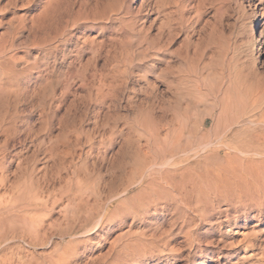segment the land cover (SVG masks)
Here are the masks:
<instances>
[{
    "label": "bare ground",
    "instance_id": "6f19581e",
    "mask_svg": "<svg viewBox=\"0 0 264 264\" xmlns=\"http://www.w3.org/2000/svg\"><path fill=\"white\" fill-rule=\"evenodd\" d=\"M44 1H47V0H44ZM49 1L50 2L47 1L46 6L44 7L45 9L43 8L44 11L42 9L43 13L41 14V18L44 21V23H43V21H42V23L45 25V27H43V28L47 29V33H45V30H43V29H40L43 32H39V33H43V34L45 33L47 35L45 40H47L48 38L51 37L50 35H51L52 31L57 32V30H55V29H56V27H59V24H60L59 23L57 26V25L53 24L54 20H52L54 5L57 2L55 1L56 3L53 5L52 1L51 0H49ZM60 1H63V0H60ZM65 1H63V3ZM142 1H140L139 3H141ZM155 1H157V0H155ZM163 1H162V3H163ZM160 2H161V0H160ZM166 2L168 5L169 4L168 1L165 0V3ZM196 2H198V1H196ZM196 2H194V3H196ZM66 3L69 4V2H66ZM176 3H174V4H176ZM181 3H183V2H181ZM43 4L44 3L42 2L41 8H42ZM61 4L59 3L60 6H61ZM113 4L115 5V3H113ZM163 4H162V6H163V8H165L164 6H167V5L166 4L163 5ZM200 4H201V2H200ZM202 4H203V0H202ZM59 5H57L55 7H59ZM95 5H97V4H95ZM158 5H160V4L158 3ZM180 5H182V4H180ZM183 5H187V4H183ZM188 5H189V3H188ZM190 5L193 6L192 4H190ZM198 5H196V6H198ZM66 6L68 7V5H66ZM120 6L121 5L119 4V7ZM140 6H142V5H140ZM140 6L138 5V7H140ZM174 6H172V7L174 8ZM202 6H204V5H202ZM122 7H124V6H122ZM126 7H124V8H126ZM158 7L156 8L157 10H158ZM61 8H62V6H61ZM70 8H71L70 10L73 9L72 7H70ZM103 8H106V6H104ZM196 8H195V13L197 11ZM37 9H39V8H37ZM95 9H96V7L94 8V10ZM108 9H109V7H108ZM114 9H117V8L115 7ZM180 9H181V7H180ZM127 10H128V8H127ZM138 10H140V9H138ZM138 10L134 11V13L139 12ZM163 10L165 12L166 9H163ZM176 10H179V9L177 8ZM176 10H174V11H176ZM187 10H188V8H187ZM202 10L203 9H201V11ZM62 11H64V10H62ZM66 11H64V12L66 13ZM81 11L82 10L80 8V11H78L79 15H80ZM83 11H85V10L83 9ZM88 11L91 12L92 10L91 11L88 10ZM88 11H87V15H89L88 17L93 16L94 15L93 13H95L93 11L92 12L93 15H90L91 13L88 14L89 13ZM103 11H105V10L103 9ZM103 11H101V12L104 13ZM106 11H108V10H106ZM109 11H112V10L109 9ZM150 11L154 12L153 10H150ZM201 11H198V12H201ZM58 12H59V10H58ZM64 12L62 13V18H63ZM82 12H81V15H85V14H82ZM141 12H143V11H141ZM141 12H139V14L138 13L137 14L140 15ZM145 12H146V9H145ZM187 12H189V11H187ZM39 13H40V11L38 12V14ZM68 13L69 12H67L66 16L68 15ZM70 13H71V11H70ZM106 13L107 12H105V14ZM160 13H161V11H160ZM171 13H173V12H170L169 14H171ZM182 13H183V11H182ZM95 14L97 15V13H95ZM109 14H108V17H109ZM54 15L56 17H58L60 14L57 16L54 13ZM87 15H85V16H87ZM96 15H95V17H96ZM99 15L100 14H98V17H101ZM121 15L123 17V15H125V14H121ZM126 15H128V14H126ZM158 15L163 16V14H161V15L159 14V11H158ZM178 15L179 14H177V16ZM185 15H187V14H185ZM37 16H39V15H37ZM131 16H129V17H131ZM159 16H157V17H159ZM78 17H80V16H78ZM103 17H101L100 19H102ZM132 17H134V16H132ZM132 17H131V19L133 20ZM136 17H134V18H136ZM154 17H153V20H151L153 22H154ZM171 17H172V14H171ZM176 17L174 19L176 21H178L177 19L179 17L178 18H176ZM185 17H188V16H185ZM194 17H195L194 19H196L199 17V15L197 14V17H196V14H195ZM41 18H40V20H41ZM62 18H60V20H59V17H58L57 20L62 21L63 20ZM64 18L67 19L68 16H67V18L66 17H64ZM77 18H75V19H77ZM81 18H78V19H80V21H81ZM109 18H107V20ZM111 18H113V17H111ZM36 19L37 18H35L34 20H36ZM65 19L63 20L64 22L68 21V20L65 21ZM71 19L72 18L70 17V20ZM163 19H165V18H163ZM167 19H168V17H167ZM104 20H106V18ZM171 20H172V18H171ZM199 20H196L195 22L198 21L200 23ZM159 21H160V19H159ZM165 21L163 20L164 23L163 22L162 23L166 24ZM183 21L184 20H182V22ZM73 22H74V20H73ZM112 22H114V21H112ZM112 22H111V20L109 21V23H112ZM141 22L144 23L143 20ZM253 22H255L254 25L248 24L247 29L246 28L245 29L248 30V34L250 35L251 38L257 39L259 37L258 34H259V30H260L259 24L257 23L258 17H255ZM38 23H40V21H38ZM95 23H97V22H95ZM160 23H161V21H160ZM160 23H159V25H160ZM170 23L172 24L173 22L170 21ZM185 23L183 25H185ZM189 23H187V24H189ZM30 24H32V23L30 22L29 25ZM43 24L40 25V27L44 26ZM61 24H62L61 26L65 25L64 23H61ZM66 24H68V23H66ZM132 24H133V22H132ZM169 24L168 25L166 24L167 27H169ZM177 24H178V22H177ZM179 24H181V23H179ZM22 25H25V22ZM112 25H114V24H112ZM119 25H117V26H119ZM38 26H39V24H37V27ZM75 26H77V25H75ZM141 26H143V25H141ZM162 26H164V25H161V28H162ZM30 27H31V25H30ZM34 27H33V29H31L32 32L34 30ZM73 27H71V28L73 29ZM126 27L128 28V26H126ZM130 27H133V25ZM185 27H187V25H185ZM114 28H116V27H114ZM105 29H107V28H105ZM105 29L102 28V30H105ZM117 29H116V31H117ZM119 29H121L120 31H122L123 28H119ZM170 29H171V27H170ZM31 30L28 29V31H30L29 33H31ZM68 30H67V32L70 31V30L69 31ZM142 30H143V28H142ZM25 31L23 30V32H25ZM59 31H60V29H59ZM135 31H136V29H135ZM20 32H21V30H20ZM36 32L38 34V31H36ZM64 32L65 31H63V33ZM136 32H139V31L137 30ZM136 32H134V33H136ZM144 32H145V30H144ZM26 33H28V32H26ZM58 33H54V34L52 33L53 38L49 39V40L54 41V38L56 37L55 34H58ZM63 33H60L61 35L60 34H58V35H60V37H61ZM141 33H143V31H141ZM1 34H2V32H1ZM80 34H82V33H80ZM112 34H113V32H112ZM117 34H119V33L117 32ZM140 34L138 33L139 36H140ZM173 34L175 35V33H173ZM173 34L169 35V32H168L169 37L170 36L174 37ZM184 34H186V33H183V35ZM32 35L30 34V36H31V37H29L30 39L33 37ZM63 35H65V34H63ZM21 36H22V33H21ZM83 36H84V33H83ZM142 36H143V34H142ZM2 37H3V35H2ZM24 37H26V36H24ZM57 37H56V39H57ZM60 37H58V39ZM69 37H70V35H69ZM87 37H86V39H87L86 42L89 40V38H87ZM90 37H94V35L93 36L90 35ZM34 38L37 42V39L35 36H34ZM34 38H32V41L34 40ZM40 38H41V36H40ZM78 38H79V36H78ZM5 39L3 41L5 45L0 47V264H79V260L81 259L82 256L84 257L85 251L83 250L84 252L79 253L80 248H78V246L81 244V246L83 245L81 247V249L85 248V250H86V248L89 245H91V248L89 249V251H92V248L94 246H98L101 248L104 245H106L107 243L109 244L108 240H109V236L111 235V231L113 230L114 224H117V229L121 230L122 228H125V229H123L125 231L124 232L123 231L118 232L119 234L117 236H115L116 239L113 242L112 241L110 242L108 251L106 250L108 252V254L111 252H113L112 254L115 253L116 256L113 259L114 261L112 263L109 262V263H103V264H174L179 259L180 254L185 250V248H186V250H189V253H190L188 255L189 258L187 257L189 259L187 261L188 264H205L207 260H212L215 258H216V260H219V259L221 260V258L233 259L234 262L230 261V264H249L248 260H252V258H258L260 260H262L261 259L262 257L264 258V96L260 95V93H259L260 91H258L257 84L253 82L254 80L253 81L250 80V76H247V74L245 75V73L244 74L241 73V71L240 72L235 71L236 73L234 72V74H232L231 69L235 68V67H232V64H231V69L229 68L231 71L230 70H229L230 72L229 71L227 72L226 70H225V72L223 71L222 73H225V75L223 74L224 76L222 75L221 78H220V76H216L218 73L215 71L217 74L214 75V80H218V81L216 83L214 80H212L211 83L215 82L216 87L214 86L215 88H213V86L210 85L211 83L210 84L207 82L206 83H207V85L209 84L211 86V89L213 91L212 94H210L208 92L210 94V97H212V100H213L212 103H211V100H209L210 101L209 103L214 104L215 106L216 105L219 106V108L217 107L219 109V111H218V109L215 108L218 112V113L216 112L217 114L212 113V111L214 109H212V111L208 112L206 107H205L204 109L206 111H204V110L201 111V112H204V114L197 111L193 115L194 117L192 116L193 118L189 119V117L191 116L190 114L187 115L189 117L184 116L185 114L188 113L187 111L185 114L182 113V112H185V110H187V109L183 110V108L179 107L180 109L183 110V111L181 110L182 112H180V114H181L180 118H182V115H183L184 117H187L189 119L186 122H185V119H181L182 121L183 120L184 121L180 124L179 123L180 118L179 119L176 118V120L179 121L176 124V125L179 124L178 125L179 128L178 127L174 128V130L171 129L172 131H169L166 129L168 131V133H166V134L164 133L163 129H161L164 133V134H162V132H160L161 130L159 131L157 129V128H159V126L157 127V125H156V127H157L156 128L152 124L144 125L142 127L140 124V128L135 127L136 130H134V131L129 130L130 132L124 133V136L122 138V146H124V147L123 148L120 147L119 148L120 151L119 150L118 151L120 153L122 150L123 154L126 155L127 158H129L132 161V165H133L131 167V170H128V172L131 173V176L129 178L127 177L128 179L126 178V180L123 178L126 182L121 180L126 184L123 185L122 188L120 187V189H118L120 191H116L113 194H111L112 193L111 192L107 195L105 193V190H106L105 187H106L107 183H105L103 180H101V183L96 182L93 184L94 179L89 178L90 182L93 180L92 181L93 185L90 187L89 185H91V184L87 183V184H89L88 185L89 188L86 189L87 191L84 190L86 187H84V189L80 188L81 191L84 190L85 192L80 194V195H76V194H71L68 192L70 188L69 189L67 188V191H64V186H63V183H64L63 172L64 171L63 170L65 168H67L66 170H70V168L76 169V167H78L77 165H79L80 163L83 164L88 159L91 160V157L94 156V150H95L96 146H98V148H96L98 150L96 155H95L96 159H98V160L100 159L101 163L102 162L105 163L107 161H108L107 163H111V160L107 159V155H106L107 149L110 148L111 144L113 143V140L115 138H117L118 136L123 135V133L117 131L115 128V130H112V132H110L109 137L107 139H105V133H103L100 130V126L102 124L99 126V128H97V126H96V128L94 127L91 129H87L88 127L84 130L78 129L80 126L78 124L79 127L78 128L76 127L77 126L76 121L78 122L80 117L78 118V120L77 119L75 120V116H71L72 114L69 116V114L71 112L69 114H64V115L62 113H60L62 115H60L58 113V109L61 105L59 106V104L57 102L58 99L55 97L56 98V100H55V98H54L55 95L52 94L51 90H49L52 88L51 85H50L51 86L50 88L48 87L49 88L48 90L50 91V93L52 95L51 96L49 94L51 97L44 95V93H43V95L41 94L42 96L40 98L38 97V99L36 96L34 97V93L36 92L35 91L36 88L33 85H32V87L28 86L30 81H29V83H27L28 85L26 84L28 86L27 89H26V87L25 88L22 87V85L20 84L19 81L16 82L14 77H16L17 75L19 76V74L14 75V73L16 72V71L14 72V69H15L14 64L16 62L15 60L18 57L17 58L15 57L16 59L14 60V55H16V54L11 55V53H9V51H8L9 45H7L5 43V41H6ZM42 39H43V37L41 38V40ZM7 40L9 41L8 38H7ZM25 40H28V38H25ZM25 40L23 42L26 43ZM35 40H34V42H35ZM49 40H47L46 42H48ZM63 40H64V38H63ZM65 40H68V39H65ZM65 40H64V42H65ZM92 40L93 39H90L89 41L92 42ZM94 40H95V38H94ZM38 42H39V40H38ZM59 42H60V40H59ZM81 42H80V44H83V42L82 43ZM90 42H89V46L92 45V43H90ZM96 42H97V40H96ZM99 42H101V41H98V43ZM103 42H104V40H103ZM113 42H115V40ZM258 42L260 43V41H258ZM27 43H28V41H27ZM29 43L33 44V42L32 43L29 42ZM45 43L42 44V46L43 45L45 46ZM49 43L50 42H48V45H49ZM57 43H58V41H57ZM52 44H54V43H52ZM101 44L102 43H100V46H101ZM0 45H2V44L0 43ZM14 45H13V47H12V45L10 46L11 49H14ZM32 46H35V45H32ZM79 46L81 47L82 45H79ZM79 46L77 47L78 49L76 51H79V49H80ZM86 46H88V45L86 44L84 46L85 49H86ZM75 47L76 46H74L72 49H74ZM92 47H93V45H92ZM97 47L98 46H96V48ZM44 48H46V47H44ZM94 48L95 47H93V49ZM39 49L41 50L40 47H39ZM57 49H60V48H57ZM75 49H74V51H75ZM45 50H47V49H45ZM88 50L94 51V50H90V48L87 49V52H88ZM95 50H97V49H95ZM41 51L39 53H41ZM48 51L49 50H47V52ZM50 51H51V49H50ZM80 51H82V53H83L82 49ZM99 51L101 52L100 49H99ZM213 51H215V50H213ZM56 52H54V54ZM200 52H202V51H200ZM201 54L199 57H201ZM210 54H212V53H210ZM48 55H47V57H49ZM92 55H93V53H92ZM94 55H93V57H94ZM41 56H42V54H41ZM54 56H56V55H54ZM60 56L62 57V52H61ZM68 56H69V54L66 57L68 58ZM186 56L187 55H185L184 58ZM205 56H203V57H205ZM58 57H59V55H58ZM89 57H91L90 53H89ZM21 58H20V60L17 59V62L21 61ZM74 58H76V57L74 56ZM87 58H88V56H87ZM127 58L131 59V57H127ZM181 58H183V55L179 59H181ZM214 58H216V57H214ZM186 59L189 62L188 57ZM196 59H198V57ZM53 60H50V61H53ZM76 60H78V59L76 58L75 62H76ZM92 60L96 61V59H94V58H92ZM210 60L212 62V58ZM62 61H64L63 58H62ZM69 61H70V59H69ZM184 61L186 62L185 59H184ZM229 61H230V59L227 62H229ZM23 62H25V61L23 60ZM34 62H35V60H34ZM75 62H73V63H75ZM180 62L181 61H179V63ZM188 62L185 64H188ZM39 63H40V61L38 62V64ZM77 63H79V62H77ZM85 63H88L87 60L85 61ZM169 63H170V61H169ZM182 63H183V60H182ZM191 63H193V62L191 61ZM196 63L198 65V60ZM217 63H219V61ZM221 63H219V64L221 65ZM29 64H30V62H29ZM29 64H27V65H29ZM91 64L92 65H90V64L89 65L93 67L94 64L93 63H91ZM166 64H167V62H166ZM54 65H55V63H54ZM89 65L87 64L86 66H89ZM193 65H195V64L193 63ZM203 65H204V63H203ZM206 65H205V67H203V66L202 67L203 68L208 67ZM214 65H215V63H214ZM214 65L212 64L213 67H214ZM229 65H230V63H229ZM15 66H17V65H15ZM21 66H23V64ZM31 66H33V65H31ZM69 66H70V64H69ZM90 66H89V68H90ZM188 66H189V64H188ZM215 66H217V64ZM235 66H237V65H235ZM239 66H241V65H239ZM25 67H26V65H25ZM48 67H50V66H48ZM67 67L68 66H66V68ZM80 67L82 69L84 66L83 67L80 66ZM196 67H195V69H196ZM202 67L200 69H202ZM210 67H211V65H209V71H210V69H212ZM217 67H221V66H217ZM217 67H215V68H217ZM87 68L88 67H86V70H87ZM94 68L92 70H94ZM226 68H228V67H226ZM20 69H21V67H20ZM45 69H47V68H45ZM73 69H75V67ZM188 69H190V68H188ZM200 69H199V71H200ZM17 70H18V68H17ZM53 70H54V68H53ZM53 70H51V71H53ZM68 70L69 69H67V72H68ZM77 70L73 71L72 74L74 75V72L77 73ZM82 70H85V68ZM185 70H187V69L185 68ZM194 70L192 68L191 72L192 73L196 72ZM207 70L208 69H206V71L203 70V72H206L204 77L207 74ZM217 70H218V68H217ZM251 70H252V68H251ZM62 71L63 70H61L60 72H62ZM184 71H182V72H184ZM212 71H213V69H212ZM245 71H246V69H245ZM18 72L21 73L19 70H18ZM35 72H37V71H35ZM47 72H49V71H47ZM55 72H57V71L55 70ZM60 72L58 71V73H60ZM90 72H92V71H90ZM94 72L96 74V71H94ZM188 72L189 71L186 72L187 75H188ZM218 72H220V71H218ZM254 72H253V74H254ZM22 73H24V72H22ZM30 73H33V72H30ZM58 73H56V75ZM79 73H77L76 75H78ZM82 73L83 72L81 71V74ZM192 73H189V74H192ZM210 73H211V71H210ZM63 74H65V73H63ZM86 74H87V72H86ZM186 74H184V75H186ZM213 74H215V73L213 72ZM53 75L54 74H52L50 76L53 77ZM60 75H61V73H60ZM67 75H69V74H67ZM92 75H94V74H92ZM102 75H104V74H102ZM198 75H199V77L203 78V80H205V81H209V78H212V74H211V77L207 78L208 80L204 79V77L200 76V74H198ZM208 75H209V72H208ZM219 75H221V73H219ZM254 75H253V77H254ZM22 76H24V75H22ZM28 76H31V75H28ZM36 76H38V75H36ZM36 76H35V78H36ZM43 76H44V74H43ZM61 76L64 77L65 75H61ZM84 76H85V74H84ZM87 76H89V74ZM90 76H89V78H87L88 81L90 79ZM69 77H71V75ZM94 77H95V75H94ZM94 77L92 78V76H91V79H92L91 81L94 80ZM96 77H100V76L96 75ZM216 77H218V79H216ZM255 77H256V75H255ZM17 78L18 77H16V79ZM35 78H34V80H36ZM79 78H80V76H79ZM105 78H100V79H103L102 80L103 82H104V80H105V82H107ZM183 78H184L183 82H186L187 76H186V78L185 77H183ZM191 78H193V77H191ZM19 79H20V77H19ZM37 79L39 80V77ZM52 79H54V78H52ZM66 79H67V76H66ZM82 79L84 80V78H82ZM82 79L80 81L83 82ZM189 79H190V77H189ZM20 80H22V79H20ZM47 80H48V78H47ZM55 80H56V82H58L57 79H55ZM58 80H60L61 83L63 81V79H62V81H61V79H58ZM95 80H94V82H95ZM257 80H258V77H257ZM40 82H42V81H40ZM43 82H44V80H43ZM53 82L54 81H52V85L54 87H56V85H54ZM74 82H73V84H74ZM98 82H96V83L91 82V83L93 85V84H98ZM188 82H189V85H188ZM190 82L191 81L187 80V82H186L187 84L185 83L186 85H188L187 86L188 88H189L190 84H192V82L191 83ZM257 82H259V81H257ZM50 83H51V81H50ZM91 83L89 85H91ZM43 84H46V82H44ZM39 85H38V87H39ZM69 85H71V84H69ZM83 85H80V86L83 87ZM89 85H87V87ZM105 85H106V83L103 84V86H105ZM144 85H146V83ZM209 85H208V88H210ZM261 85H263V84H261ZM47 86H49V85L47 84ZM193 86H195V84ZM43 87L45 88V85ZM70 87H72V86H70ZM70 87H69V89H70ZM98 87L99 86L96 85V88H98ZM101 87H102V85H101ZM261 87H260V89H261ZM40 88H39V90H40ZM44 88H42V89H44ZM66 88L67 87H65V89ZM89 88H90V86H89ZM94 88H93V91H95ZM152 88H154V87H152ZM188 88L185 90L188 91ZM69 89H68V91H69ZM81 89L85 90L84 88H81ZM196 89L199 90L200 88H196ZM206 89H204L203 94H206V92H207ZM211 89H210V91H211ZM37 90H38V88H37ZM39 90L37 92H40ZM63 90L64 89H62V92H64ZM88 90H90V89H88ZM103 90H105V89L103 88L102 91ZM205 90H206V92H205ZM49 91H46V93L48 94ZM183 91H182V94H183ZM62 92H61V94H62ZM66 92L67 91H65L64 93H66ZM96 93H98V92H95V95H96ZM189 94H188V96H189ZM67 95L69 96V93H67ZM70 95H71V92H70ZM184 95L187 97L186 92ZM191 95H193V94L191 93ZM99 96H101V95H99ZM184 97H183V99H184ZM191 97H188L187 99H189V98L191 99ZM202 97L204 98V96H202ZM207 97H209V96H207ZM60 98H62V97H60ZM102 98H103V96H102ZM64 99H65V97H64ZM205 99H203V100H205ZM35 100H37L36 105H34ZM88 101L89 100H87V102ZM104 101H103V103H104ZM193 101H192V103H193ZM60 102H61V100H60ZM89 102H88V104H90ZM207 103H205V104H207ZM21 104H28V105H30L31 109H35V107L39 108V110H38L39 112L37 114L35 113L37 115V119H36L37 123L35 121H31V119L29 121V119L25 117V114L23 113V111H21V112L18 111V108L20 106H22ZM91 104H92V100H91ZM190 104H191V102H190ZM193 104H191V105H193ZM195 104L197 105V102ZM70 105H71V103H70ZM70 105L68 107H70ZM198 105H200V104L198 103ZM101 106H100V108H101ZM103 106H104V104H103ZM200 106L202 107V105H200ZM211 107H214V106H211ZM189 108H190V106H189ZM101 109L103 110L104 108H101ZM178 109H177V112L180 111V109H179V111H178ZM197 109L201 110V108H197ZM210 109L211 108H209V110ZM20 110H21V108H20ZM69 110H73V109H69ZM193 110H195V108ZM64 111H65V109H64ZM104 111H106V110H104ZM192 112L194 113V111H192ZM101 113L103 114L104 112L102 111ZM77 115H76V117H78ZM107 116H108V114H107ZM69 119H70V121H69ZM145 119H146V117H145ZM155 119H157V118L155 117ZM207 119H210L211 123H212L211 127H209V129L207 128L208 130L205 129V124H206ZM106 120L109 121L111 119L108 118ZM65 121H66V123H65ZM68 121H69V123H67ZM135 121L137 122L138 120H135ZM80 122L81 121H79L78 123H80ZM93 122L95 123V121H93ZM101 123H102V121H101ZM184 124L186 125V128H185ZM81 125H82V123H81ZM95 125H96V123H95ZM97 125H98V123H97ZM114 126H116V125H114ZM137 126H139V125L137 124ZM180 126H182V127H180ZM113 128H111V129H113ZM78 130H80V132ZM185 130H186V133L188 136L186 135L187 136L186 137L184 135L185 138L183 139L182 134H183V131L185 132ZM80 139H83L82 145L80 143ZM142 140H144V142L149 147V149L147 151H141L139 149V144H141L140 142H143ZM78 146H80V148L82 147L81 150H77V148H79ZM112 152H113V150H112ZM149 153H152L154 155V157L152 156L153 160L150 162H145L144 159H145V157L146 158L148 157ZM115 154H117V153L115 152ZM110 155L108 156L109 158H110ZM124 155H123V158H124ZM123 158L121 156L120 159L123 160ZM113 159H114V157H113ZM120 163H122V161ZM120 163H118V164H120ZM125 163H127V162H125ZM128 164H130V163H128ZM124 165L125 164H123L122 167H124ZM84 166H83V168H84ZM125 166H127V165H125ZM74 169H72V170H74ZM100 169H98V170L100 171ZM113 169H112V171H113ZM128 169H130V168H128ZM77 171H79V168L77 169ZM101 171H103V170L101 169ZM103 173H104V171H103ZM108 174L110 177V174H111L110 171L108 172ZM64 175H65V172H64ZM89 175L87 174V176H89ZM91 175H93V173H91ZM76 176H77V179L82 180V179L78 178V175H76ZM128 176H129V174H128ZM82 177H83V175H82ZM69 178H70V176H69ZM84 178H86V176ZM96 178H97V180H100V178L99 179H98V177H96ZM101 178H103V177H101ZM106 178H107V175H106ZM66 179H67V177H66ZM74 179H73V182L76 181ZM83 180H82V182H85V180L84 181ZM111 181L112 180H110V179L108 180V185L111 183ZM118 181H119V179H118ZM118 181L115 180L113 182H118ZM86 182H87V180H86ZM69 183L70 182H68V185H69ZM85 183H84V185L87 186V184H85ZM80 184H81V182H80ZM114 184L116 185L117 183H114ZM84 185H82V186H84ZM119 185L121 186V182ZM109 188H111L110 185H109ZM133 188H136V190L134 192L132 191ZM65 189H66V187H65ZM75 190H77V189H75ZM77 191L80 192L79 189ZM112 191H113V189H112ZM107 193H108V191H107ZM165 213L170 214L169 220L166 221V222H168L167 224H165V221H164V219L166 218ZM162 214H164V215H162ZM129 219H130V223L128 222ZM162 219H163V221L160 222V220H162ZM165 220H167V219H165ZM131 225L132 226L136 225L135 232L134 231L132 233L130 232V230H132V229H130ZM126 232H130V233H127L128 235H130V237H129L130 239L127 242L124 241L125 243L122 244L121 247L117 251H115L113 244L119 238H121L122 234H126ZM75 235H77V237H78V235L80 237H82L83 242L80 244L79 243L77 244V241L75 240V238H76ZM233 235L238 236V240L236 241L237 243L235 245L230 240V236H233ZM258 236H260V237H258ZM127 237L128 236H126V238ZM66 238H68L69 240L66 243H64L65 242L64 240ZM79 239H78V241H79ZM178 239H181L182 241L179 242ZM257 240L260 241V243L263 242V246H260L262 244L258 245ZM204 242H206V243L203 244ZM181 244H184V246ZM206 244H208V246L210 245V247L213 249L212 250L203 249V245H206ZM220 244H223L224 246H226L228 248L234 246V248L232 250H230L229 254L222 256V253L218 250V248H216V245H220ZM99 253L100 252H98V254ZM79 254H81V255H79ZM106 256H108V255H106ZM101 257H102V255H101ZM161 257L163 258V260H161ZM105 259H107V258H105ZM99 260H100V258H99ZM103 261H104V259H103ZM255 261L258 262L257 260H255ZM91 262H93V260H91Z\"/></svg>",
    "mask_w": 264,
    "mask_h": 264
},
{
    "label": "rangeland",
    "instance_id": "374dc122",
    "mask_svg": "<svg viewBox=\"0 0 264 264\" xmlns=\"http://www.w3.org/2000/svg\"><path fill=\"white\" fill-rule=\"evenodd\" d=\"M48 2H50L49 0H47ZM47 1H44V0H0V43L3 46L5 45L4 44V39L6 40L5 43L8 46V51L9 53H11V55H14V60L17 58L18 60H20L21 58V61H18L17 62V59L15 60V64H14V75L16 74H19V76L17 75L16 77H18L15 80L16 82H20V84L22 85V87H26V89L29 87H32L35 86L36 88V94L34 93V97L36 96L37 99L38 97L40 98L43 93L44 95H47L49 97H51V93L49 90L52 91V94H54V98L56 97L58 99V104H59V109H58V113H62L63 115L64 114H69V116H75V120L80 117L79 121H81L80 123H78L76 121V127L79 128L80 130H84L86 129H91V128H99L100 126V130L105 133V139H107L110 135V132H112V130H116L119 131V132H122L123 135L121 136H118L117 138H115L113 140V143L111 144L110 148L107 149V152H106V155H107V159H110L111 160V163H107V162H102L100 161V159H96L95 155L97 153V149L98 146H96L95 150H94V156L91 157V160L88 159L85 163H80L79 165H77L78 167H76V169L72 170L70 168V170H66L67 168H65L63 171L65 172V175H64V172H63V186H64V191H67V188L69 189V193L71 194H76V195H80L82 193H84L87 188H89V186L91 187L94 183L96 182H100L101 183V180H103L105 183H107L106 187H105V193L108 195L109 193L113 194L115 193L116 191H120L118 189H120V187L122 188L123 185H125L126 182V178L130 177L131 176V173L128 172V170H131V167L133 166L132 165V161L127 158L126 155L123 154V151L121 150V152L119 153V148H123L124 146H122V138L124 136V133H127V132H130V131H134L136 130V128H140V124H141V127L144 126V125H154L156 127L159 126V128H157L159 131L161 129H163L164 133H168L167 130L169 131H172L174 130V128H179V124L176 125L179 121V123L181 124L183 121L181 119H185V122L191 118H193L194 114L198 111V112H201L202 110L206 111L204 108L206 107L207 111L210 112L212 111V109H214L212 111V113H215L217 114V110L219 108L218 105H214V104H210L209 100H211V103H212V97H210V94L213 93L212 89H211V86H213V88L216 87L215 85V82L217 83L218 80H214V75H217L216 76H220V78L222 77V75L225 73H222L223 71L225 72V70L228 72L230 69H231V64H232V67H235L233 69H231L230 71L232 72V74H234L235 71L237 72H240L241 73H245V75L247 74V76H250V80L253 81L254 83L257 84V88H258V91H260V95L264 96V0H203V4H202V0H166L168 1V5H167V2L165 3V0H63L65 1L64 3L66 5H68V7L63 3V1H58V0H51L53 5L56 3L57 5H59V3L61 4V6L59 5V7H55L57 6L56 4L54 5V9H53V17H52V20H54L53 24L57 25L59 24V27L62 25L61 23H64L63 25L64 26H61L60 28L59 27H56L55 30L56 31H52L51 32V37L48 38L47 40L49 39H52L53 38V35L52 33H63V31H65L62 36L60 37V35L58 34H55V36L57 37H60L58 39H56V37L54 38V41L53 40H49L48 42L49 45H48V42H46L47 40L46 37L47 35L45 33H47V29L43 28L45 27V25L43 24L44 21L42 20L41 18V14L43 13L44 11V7L46 6L47 4ZM54 1V2H53ZM56 1V2H55ZM123 1V2H122ZM140 1H142L141 3H139ZM147 1V2H146ZM163 1V3H162ZM171 3H170V2ZM174 1V2H173ZM178 3H176V2ZM192 1V2H191ZM198 1V2H196ZM11 2V3H10ZM38 2V3H37ZM42 2L44 3L42 5V8H41V4ZM66 2H69L66 3ZM119 2V3H118ZM122 2V3H121ZM126 2V3H125ZM136 2V3H135ZM146 2V3H145ZM156 2V3H155ZM180 2V3H179ZM183 2V3H181ZM196 2V3H194ZM201 2V4H200ZM40 3V4H39ZM115 3V5L113 4ZM125 3V4H124ZM145 3V4H144ZM149 3V4H148ZM158 3L160 5H158ZM163 5H167V6H164L165 8H163L162 4ZM176 3V4H174ZM189 3V5H188ZM194 3V4H193ZM64 4V5H63ZM71 4V5H70ZM97 4V5H95ZM118 4V5H117ZM119 4L121 5L119 7ZM127 4V5H126ZM172 4V5H171ZM182 4V5H180ZM183 4H187V5H183ZM190 4H192L193 6H191ZM199 4V5H198ZM5 5V6H4ZM70 5V6H69ZM99 5V6H98ZM138 5H142L140 7H138ZM156 5V6H155ZM170 5V6H169ZM175 5V6H174ZM195 5V6H194ZM198 5V6H196ZM204 5V6H202ZM66 6V7H65ZM104 6H106V8H103ZM110 10L112 11H109L108 7ZM126 8H124V7ZM129 6V7H128ZM132 6V7H131ZM138 8H137V7ZM145 6V7H144ZM159 6V7H158ZM174 6V8L172 7ZM177 6V7H176ZM187 6V7H186ZM192 8H190V7ZM201 6V7H200ZM72 7L73 9L70 10ZM76 7V8H75ZM96 7V9L94 10V8ZM117 8V9H114V8ZM152 7V8H151ZM158 7V10L156 9ZM162 7V8H161ZM171 7V8H170ZM181 7V9H180ZM196 8V13H195V8ZM39 8V9H37ZM44 8V9H43ZM67 8V9H66ZM80 8L81 10L83 11V9L85 11H81L82 14H85L87 15V11L88 10H92L91 12H89L88 14L90 15H93V16H90L88 17L89 15L85 16V15H81V12H80V15H79V12L80 11ZM128 8V10H127ZM133 8V9H132ZM160 8V9H159ZM179 9V10H176V9ZM184 8V9H183ZM186 8V9H185ZM188 8V10H187ZM199 8V9H198ZM43 9V11H42ZM69 9V10H68ZM103 9L105 11H103ZM138 10L139 12L143 11L139 14V12H135L134 11H137ZM145 9H146V12H145ZM149 9V10H148ZM155 9V10H154ZM163 9H166L165 12L164 10L162 11ZM168 9V10H167ZM176 11H174V10ZM183 9V10H182ZM201 9H203L201 11ZM11 10V11H10ZM55 10V11H54ZM59 10V12H58ZM66 11V13L64 11ZM108 10V11H106ZM131 10V11H130ZM150 10H153L154 12L150 11ZM186 12H185V11ZM40 11V13L38 14V12ZM71 11V13H70ZM95 12L97 13V15L95 13L92 14V12ZM101 11H103L104 13H102ZM115 11V12H114ZM158 11H159V14H163V16H159L158 15ZM161 11V13H160ZM169 11V12H168ZM181 11V12H180ZM183 11V13H182ZM189 11V12H187ZM191 11V12H190ZM198 11H201V12H198ZM58 14H57V13ZM64 12L63 14V18H62V13ZM68 13V18L66 16V14ZM85 12V13H84ZM105 12H107L109 14V17H108V14ZM112 12V13H111ZM145 12V13H144ZM164 12V13H163ZM170 12H173L171 13L172 14V17H171V14H169ZM179 12V13H178ZM185 12V13H184ZM54 13L58 16L59 14V20L60 18H62L63 20L65 19L64 17H66L68 21L64 22L62 19V21H59L57 20L58 17H56L54 15ZM78 15H77V14ZM117 13V14H116ZM133 15H132V14ZM138 13V14H137ZM157 13V14H156ZM168 13V14H167ZM194 13V14H193ZM200 13V14H199ZM98 14H100L99 16L103 17L102 19H100L101 17H98ZM120 14V15H119ZM121 14H125L122 15ZM128 14V15H126ZM136 18H134V17ZM142 14V15H141ZM145 14V15H144ZM147 14V15H146ZM155 14V15H154ZM167 16H166V15ZM177 14H179L177 16ZM187 14V15H185ZM195 14H196V17H197V14L199 15L198 18L194 19L195 17ZM36 15V16H35ZM39 15V16H37ZM75 15V16H74ZM96 15V17H95ZM116 15V16H115ZM136 15V16H135ZM169 15V16H168ZM182 15V16H181ZM56 18H55V17ZM74 16V17H73ZM80 16V17H78ZM131 16L133 18V20L131 19ZM148 16V17H147ZM155 16V17H154ZM159 16V17H157ZM178 18L176 21L174 18L175 17ZM181 16V17H180ZM184 16V17H183ZM185 16H188V17H185ZM33 19H32V18ZM70 17L72 18L70 20ZM81 18V21L80 19L78 18ZM87 17V18H86ZM113 17V18H111ZM116 17V18H115ZM127 17V18H126ZM141 17V18H140ZM145 19H144V18ZM153 17H154V22L151 21L153 20ZM157 17V18H156ZM168 17V19H167ZM191 17V18H190ZM193 17V18H192ZM255 17H258V24H259V37L256 39V38H251L250 35L248 34V30L247 29V25L251 24V25H254L255 22H253V20L255 19ZM35 18H37L36 20H34ZM41 18V20H40ZM77 18V19H75ZM84 18V19H83ZM91 18V19H90ZM106 18H109L107 21L104 20ZM118 18V19H117ZM120 18V19H119ZM130 18V19H129ZM161 21H159V19ZM165 18V19H163ZM172 18V20H171ZM201 18V19H200ZM89 19V20H88ZM116 19V20H115ZM136 19V20H135ZM140 19V20H139ZM167 19V20H166ZM181 19V20H180ZM200 19V20H199ZM33 20V21H32ZM57 20V21H56ZM74 20V22H73ZM111 20L114 21L112 23H109V21ZM127 22H125V21ZM130 20V21H129ZM144 21L141 22V21ZM157 20V21H156ZM163 20L166 22V24L168 25L171 22H173L171 25L169 24V27H167L166 24H163ZM174 20V21H173ZM181 22H180V21ZM182 20H184L182 22ZM189 20V21H188ZM196 20H199L200 23L197 21L195 22ZM35 21V22H34ZM38 21H40V23H38ZM43 21V23H42ZM72 21V22H71ZM76 21V22H75ZM87 23H86V22ZM137 21V22H136ZM25 22V25H22L23 23ZM32 23L29 25V23ZM70 22V23H69ZM97 22V23H95ZM105 22V23H104ZM133 22V24H132ZM160 25H159V23ZM163 22V23H162ZM175 22V23H174ZM178 22V24H177ZM186 22V23H185ZM190 22V23H189ZM250 22V23H249ZM39 24V26L37 27V24ZM68 23V24H66ZM74 23V24H73ZM77 23V24H76ZM107 23V24H106ZM181 23V24H179ZM185 23V25H187V27H185V25H183ZM189 23V24H187ZM198 23V24H197ZM245 23V24H244ZM44 25V26H41L40 25ZM114 24V25H112ZM120 24V25H119ZM124 24V25H123ZM129 24V25H128ZM138 24V25H137ZM217 24V25H216ZM68 27H67V26ZM77 25V26H75ZM101 25V26H100ZM106 25V26H105ZM119 25V26H117ZM133 27H130L132 26ZM140 25V26H139ZM143 25V26H141ZM161 25H164L162 26L161 28ZM182 25V26H181ZM191 25V26H190ZM246 25V26H245ZM28 26V27H27ZM35 26V27H34ZM73 27V29L71 27ZM86 26V27H85ZM103 26V27H102ZM122 26V27H121ZM125 26V27H124ZM128 26V28L126 27ZM137 26V27H136ZM174 28H173V27ZM184 26V27H183ZM22 27V28H21ZM30 27V28H29ZM34 27V30L32 32L31 29H33ZM63 27V28H62ZM105 29V30H102V28ZM116 27V28H114ZM131 29H130V28ZM139 27V28H138ZM148 27V28H147ZM150 27V28H149ZM171 27V29H170ZM26 28V29H25ZM31 30V33H29L30 31H28V29ZM85 28V29H84ZM118 28V29H117ZM119 28H123L122 31H120L121 29ZM143 28V30H142ZM246 28V29H245ZM40 29H43L45 30V35L43 33H39V32H43L41 31ZM60 29V31H59ZM69 32H67V30ZM76 29V30H75ZM115 29V30H114ZM117 29V31H116ZM126 29V30H125ZM128 29V30H127ZM138 30L139 32H136L135 31ZM143 31V33H141V31ZM147 29V30H146ZM175 29V30H174ZM192 29V30H191ZM21 30V32H20ZM23 30L25 32H23ZM40 30V31H39ZM62 30V31H61ZM80 30V31H79ZM119 30V31H118ZM145 30V32H144ZM169 30V31H168ZM38 31V34L37 32ZM131 33H130V32ZM167 31V32H166ZM174 31V32H173ZM187 31V32H186ZM247 31V32H246ZM2 32V34H1ZM28 32V33H26ZM67 32V33H66ZM113 32V34H112ZM117 32L119 34H117ZM136 32V33H134ZM168 32H169V35H172L173 33H175L174 37L172 38L171 36L169 37L168 35ZM21 33H22V36H21ZM36 33V34H35ZM82 33V34H80ZM83 33H84V36H83ZM133 33V34H132ZM138 33L140 34V36L138 35ZM167 33V34H166ZM183 33H186L183 35ZM29 34V35H28ZM30 34L33 36L32 38H34V36L36 37L37 39V42L35 40L32 41V38L30 39L29 37ZM41 34V35H40ZM43 34V35H42ZM67 34V35H66ZM73 34V35H72ZM112 34V35H111ZM115 34V35H114ZM132 34V35H131ZM135 34V35H134ZM137 34V35H136ZM143 34V36H142ZM249 36H248V35ZM3 35V37H2ZM7 35V36H6ZM37 35V36H36ZM39 35V36H38ZM70 35V37H69ZM94 35V37H90ZM134 35V36H133ZM6 36V37H5ZM26 36V37H24ZM43 37V39L41 40V38ZM65 36V37H64ZM68 36V37H67ZM77 36V37H76ZM82 39L80 40L79 38ZM88 36V37H87ZM102 36V37H101ZM114 36V37H113ZM116 36V37H115ZM118 36V37H117ZM186 36V37H185ZM23 37V38H22ZM73 37V38H72ZM86 37L90 39H93L92 42H90L89 40L86 42ZM168 39H167V38ZM249 37V38H248ZM7 38L9 39V41L7 40ZM25 38H28V40H25ZM65 39H68V40H64ZM72 38V39H71ZM77 38V39H76ZM95 38V40H94ZM113 38V39H112ZM30 39V40H29ZM56 39V40H55ZM171 41H170V40ZM11 40V41H10ZM26 41L23 42V41ZM39 40V42H38ZM45 40V41H44ZM60 40V42H59ZM62 40V41H61ZM76 40V41H75ZM82 40L83 44H80V42ZM97 40V42H96ZM104 40V42H103ZM115 40V42H113ZM28 41V43H27ZM52 41V42H51ZM58 41V43H57ZM98 41H101L98 43ZM260 41V43L258 42ZM10 42V43H9ZM29 42H33V44H30ZM45 43V46L46 48H44L42 46V44ZM76 44H75V43ZM81 42V43H82ZM89 42L92 43L93 47H95L93 49L92 45L89 46ZM106 42V43H105ZM113 42V43H112ZM118 42V43H117ZM54 43V44H52ZM56 43V44H55ZM62 43V44H61ZM65 45H64V44ZM68 43V44H67ZM95 45H94V44ZM100 43L101 46H100ZM105 43V44H104ZM15 44V45H14ZM59 44V45H58ZM70 44V45H69ZM88 45L86 46V49H85V45ZM97 44V45H96ZM192 44V45H191ZM13 47L14 45V49H11V46ZM32 45H35V46H32ZM52 47H51V46ZM59 47H58V46ZM79 45H82L81 47L79 46V51H76L78 48ZM74 46H76L74 49H72ZM96 46H98L96 48ZM39 47L41 48V50L39 49ZM49 47V48H48ZM53 48V49H52ZM57 48H60V49H57ZM66 48V49H65ZM84 48V49H83ZM90 50H94V51H89L88 52L90 53V56L89 57V53L87 52V49ZM101 50V52L99 51V49ZM181 48V49H180ZM44 49V50H43ZM49 50L47 52V50ZM51 49V51H50ZM55 49V50H54ZM70 49V50H69ZM83 50V53L82 51L80 50ZM97 49V50H95ZM54 50V51H53ZM86 50V51H85ZM204 50V51H203ZM215 50V51H213ZM41 51V53H39ZM45 51V52H44ZM57 51V52H56ZM72 51V52H71ZM99 51V52H98ZM202 51V52H200ZM212 51V52H211ZM13 52V53H12ZM44 52V53H43ZM54 52H56L54 54ZM61 52H62V57L60 56L61 55ZM76 54H75V53ZM99 54H98V53ZM108 52V53H107ZM183 52V53H182ZM215 52V53H214ZM219 52V53H218ZM49 57H47V55ZM51 53V54H50ZM68 58L66 57L68 54ZM71 53V54H70ZM94 57H93V55ZM198 53V54H197ZM202 53V54H201ZM204 53V54H203ZM207 53V54H206ZM212 53V54H210ZM42 54V56H41ZM75 54V55H74ZM84 54V55H83ZM201 54V57H199ZM219 54V55H218ZM46 55V56H45ZM56 55V56H54ZM59 55V57H58ZM67 58H65L64 56ZM71 55V56H70ZM78 55V56H77ZM80 55V56H79ZM88 58H87V56ZM183 55V58L185 55H187L184 59L186 60V62L184 61L183 58L179 59L180 57H182ZM193 55V56H192ZM207 57H206V56ZM213 55V56H212ZM216 55V56H215ZM218 55V56H217ZM221 55V56H220ZM74 56L78 59L76 60L75 62V59ZM83 56V57H82ZM198 59H196L197 57ZM205 56V57H203ZM16 57V58H15ZM41 57V58H40ZM44 57V58H43ZM73 57V58H72ZM81 59H80V58ZM127 57H131V59L127 58ZM188 57V60L189 62L187 61V58ZM216 57V58H214ZM35 58V59H34ZM51 58V59H50ZM59 58V59H58ZM62 58L64 59V61H62ZM87 58V59H86ZM92 58L96 59V61L92 60ZM200 58V59H199ZM203 58V59H202ZM206 60H205V59ZM212 58V62H211V59ZM218 58V59H217ZM220 58V59H219ZM54 59V60H53ZM56 59V60H55ZM70 59V61H69ZM74 59V60H73ZM128 59V60H127ZM133 59V60H132ZM215 59V60H214ZM230 59L229 62H227L228 60ZM23 60L25 62H23ZM35 60V62H34ZM40 61V63L38 64V62ZM46 62H44V61ZM50 60H53V61H50ZM66 60V61H65ZM84 60V61H83ZM87 60L88 63H85V61ZM89 60V61H88ZM132 60V61H131ZM182 60H183V63H182ZM197 60H198V65H197ZM200 60V61H199ZM219 63H221V65L219 63H217L218 61ZM75 63H73V62ZM81 61V62H80ZM165 61V62H164ZM170 61V63H169ZM179 61H181L179 63ZM191 61L195 64L193 65V63H191ZM210 61V62H209ZM217 61V62H216ZM234 63H233V62ZM33 65V66H31ZM35 64H33V63ZM53 62V63H52ZM60 62V63H59ZM69 62V63H68ZM72 62V63H71ZM79 62V63H77ZM90 62V63H89ZM167 62V64H166ZM188 62V64H185V63ZM237 64H236V63ZM21 63V64H20ZM25 63V64H24ZM43 63V64H42ZM52 63V64H51ZM55 63V65H54ZM83 63V64H82ZM85 63V64H84ZM91 63H93V67L90 66L92 65ZM204 63V65H203ZM208 63V64H207ZM211 63V64H210ZM217 64V66H223L222 68L221 67H217L214 65ZM226 63V64H225ZM230 63V65H229ZM23 64V66H21ZM29 64V65H27ZM57 64V65H56ZM66 64V65H65ZM70 64V66H69ZM74 64V65H73ZM77 64V65H76ZM89 65V66H86V65ZM200 64V65H199ZM202 64V65H201ZM207 64V65H206ZM212 64L214 65V67L212 66ZM17 65V66H15ZM26 65V67H25ZM40 67H38V66ZM52 65V66H51ZM54 65V66H53ZM73 65V66H72ZM182 65V66H181ZM186 65V66H185ZM206 67V68H203V67ZM209 65H211L210 68L213 69H210L209 71ZM237 65V66H235ZM241 65V66H239ZM243 65V66H242ZM38 68H37V67ZM43 66V67H42ZM50 66V67H48ZM56 66V67H55ZM66 66H68L66 68ZM72 66V67H71ZM79 66V67H78ZM80 66H84L82 69L85 68V70H82ZM184 66V67H183ZM188 66V67H187ZM193 66V67H192ZM198 68H197V67ZM203 66V67H202ZM21 67V69H20ZM25 67V68H24ZM31 67V68H30ZM71 67V68H70ZM75 67V69H73ZM86 67L87 70H86ZM92 67V68H91ZM96 69H95V68ZM196 67V69H195ZM202 67V69H200ZM217 67V68H215ZM228 67V68H225ZM237 67V68H236ZM245 67V68H244ZM248 67V68H247ZM21 72L19 73L18 70ZM24 68V69H23ZM43 68V69H42ZM47 68V69H45ZM51 68V69H50ZM54 68V70H53ZM66 68V69H65ZM94 68V70H92ZM185 68L187 70H185ZM190 68V69H188ZM196 71V72H191V70ZM215 68V69H214ZM230 68V69H229ZM252 68V70H251ZM41 69V70H40ZM50 69V70H49ZM67 69H71L70 71L68 70L67 72ZM73 69V70H72ZM78 69V70H77ZM90 69V70H89ZM188 72V75L186 74V72L184 70ZM198 69V70H197ZM200 69V71H199ZM207 70V74L206 76L204 77L205 73L206 72H203ZM228 69V70H227ZM246 69V71H245ZM254 69V70H253ZM23 70V71H22ZM53 70L55 72V70L57 72H53L51 71ZM61 70H63L62 72L65 73L63 74L62 72H60ZM66 70V71H65ZM77 70V73H79L78 75H76L77 73L74 72V75L72 74L73 71ZM251 70V71H250ZM37 71V72H35ZM40 71V72H39ZM49 71V72H47ZM58 71L61 73V75H65L64 77L60 75V73H58ZM79 71V72H78ZM81 71L85 74L82 73L81 74ZM92 71V72H90ZM96 71V74L95 72ZM122 71V72H121ZM184 71V72H182ZM200 73H199V72ZM217 73H216V72ZM220 71V72H218ZM229 71V72H230ZM255 71V72H254ZM24 72V73H22ZM30 72H33V73H30ZM47 72V73H46ZM52 72V73H51ZM87 72V74H86ZM182 72V73H181ZM198 72V73H197ZM202 72V73H201ZM208 72H209V75H208ZM213 72L215 74H213ZM226 72V73H227ZM256 77H255V75ZM50 73V74H49ZM56 73H58L56 75ZM91 73V74H90ZM99 75H98V74ZM101 73V74H100ZM181 73V74H180ZM189 73H192V74H189ZM204 73V74H203ZM219 73H221V75H219ZM236 73V72H235ZM26 74V75H25ZM44 74V76H43ZM48 74V75H47ZM53 75L50 76V75ZM69 74V75H67ZM89 74V76L91 75L92 78L94 77V80L91 81V76H90V79L88 81L87 78H89V76H87ZM94 74V75H92ZM104 74V75H102ZM186 74V75H184ZM204 77V79L208 80L207 78L211 77V74H212V78H209V81H205L203 80V78L199 77V75ZM251 74V75H250ZM24 75V76H22ZM28 75H31V76H28ZM34 75V76H33ZM38 75V76H36ZM40 75V76H39ZM42 75V76H41ZM71 75V77H69ZM97 76H100V77H96ZM106 75V76H105ZM184 75V76H183ZM191 75V76H190ZM223 75V76H224ZM254 75V77H253ZM36 76V78H35ZM66 76H67V79H66ZM82 78H84L83 82L80 81ZM82 76V77H81ZM103 76V77H102ZM182 76V77H181ZM187 76V78H186ZM190 79H189V77ZM196 76V77H195ZM198 76V77H197ZM252 76V77H251ZM22 79L20 80L19 79ZM24 77V78H23ZM26 77V78H25ZM39 77V80L37 79ZM42 77V78H41ZM50 77V78H49ZM77 77V78H76ZM106 77V78H105ZM186 78V82L187 80L188 81H191L192 84H190L189 88L187 87L189 85V82H188V85H186L187 83L186 82H183L184 78ZM193 77V78H191ZM257 77H258V80H257ZM29 78V79H28ZM34 78L37 80H34ZM48 78V80H47ZM54 78V79H52ZM71 78V79H70ZM75 78V79H74ZM86 78V79H85ZM100 78H105L107 82H104L102 81L103 79H100ZM198 78V79H197ZM254 78V79H253ZM261 80H260V79ZM58 82H56V80ZM58 79H63L62 83L60 82V80ZM70 79V80H69ZM74 79V80H73ZM100 79V80H99ZM193 79V80H192ZM216 79H218V77H216ZM25 80V81H24ZM46 82V84H43L44 82ZM47 80V81H46ZM51 83H50V81ZM65 80V81H64ZM73 80V81H72ZM87 80V81H86ZM198 82H197V81ZM214 80L215 82L214 83H211V81ZM24 81V82H23ZM30 81V83H29ZM35 81V82H34ZM42 81V82H40ZM49 81V82H48ZM52 81H54V85H56V87H54L52 85ZM75 81V82H74ZM87 83H86V82ZM99 81V82H98ZM259 81V82H257ZM60 82V83H59ZM67 82V83H66ZM74 82V84H73ZM82 82V83H81ZM96 83L98 82V84H93L92 83ZM190 82V83H191ZM211 83L209 85L210 88H208V85L207 83ZM29 83V85L27 84ZM37 83V84H36ZM42 83V84H41ZM60 85H59V84ZM64 83V84H63ZM91 83V85H89ZM106 83L105 86H103V84ZM146 83V85H144ZM186 83V84H185ZM28 86H27V85ZM40 84V85H39ZM47 84L49 86H47ZM67 86H66V85ZM71 84V85H69ZM73 84V85H72ZM84 84V85H83ZM195 84V86H193ZM197 84V85H196ZM203 84V85H202ZM263 84V85H261ZM24 85V86H23ZM39 85V87H38ZM45 85V88L43 87ZM52 88L49 89L51 86ZM58 85V86H57ZM65 85V86H64ZM79 85V86H78ZM80 85H83L80 86ZM87 85L89 86L87 87ZM96 85L99 86L98 88H96ZM105 89L102 91V87ZM108 85V86H107ZM37 86V87H36ZM72 86V87H70ZM93 86V87H92ZM148 86V87H147ZM150 86V87H149ZM207 86V87H206ZM215 86V87H214ZM262 86V87H261ZM41 87V88H40ZM49 87V88H48ZM54 87V88H53ZM59 87V88H58ZM65 87H67L65 89ZM70 87V89H69ZM92 87V88H91ZM95 87V88H94ZM154 87V88H152ZM195 87V88H194ZM207 89H206V88ZM261 87V89H260ZM39 88H40V92H37ZM44 88V89H42ZM73 88V89H72ZM81 88H84L85 90L81 89ZM93 88L95 91H93ZM100 88V89H99ZM188 88V91H186L185 89ZM196 88H200L199 90L196 89ZM263 88V89H262ZM46 89V90H45ZM49 89V90H48ZM59 89V90H58ZM61 89V90H60ZM62 89H64L63 91H67L66 93L62 92ZM69 89V91H68ZM90 89V90H88ZM99 91H98V90ZM196 89V90H195ZM204 89L206 94H203L204 92ZM211 89V91H210ZM44 90V91H43ZM56 90V91H55ZM60 92H58V91ZM76 92H75V91ZM101 90V91H100ZM186 92V95L187 97L184 95L185 92ZM46 91H49V93L47 94ZM107 93H106V92ZM182 91H183V94H182ZM199 91V92H198ZM202 91V92H201ZM62 92V94H61ZM70 92H71V95H70ZM73 92V93H72ZM94 92V93H93ZM95 92H98L96 93L95 95ZM102 92V93H101ZM105 92V93H104ZM158 92V93H157ZM210 94H209V93ZM65 95H64V94ZM67 93H69V96L67 95ZM76 93V94H75ZM91 95H90V94ZM189 96H188V94ZM191 93L193 95H191ZM42 94V95H41ZM51 96H50V95ZM60 94V95H59ZM101 96H99V95ZM195 94V95H194ZM200 94V95H199ZM38 95V96H37ZM59 95V96H58ZM62 95V96H61ZM93 95V96H92ZM105 95V96H104ZM183 95V96H182ZM200 97H199V96ZM204 96V98L202 96ZM214 95V94H213ZM58 96V97H57ZM85 96V97H84ZM88 96V97H87ZM90 96V97H89ZM95 96V97H94ZM103 96V98H102ZM185 96V97H184ZM192 96V97H191ZM198 96V97H197ZM209 96V97H207ZM212 96V95H211ZM62 97V98H60ZM65 97V99H64ZM68 97V98H67ZM94 97V98H93ZM184 97V99H183ZM188 97H191V99H187ZM207 97V98H206ZM33 98V97H32ZM55 98V100H56ZM102 98V99H101ZM201 98V99H200ZM206 98V99H205ZM34 99V98H33ZM36 99V98H35ZM86 99V100H85ZM96 99V100H95ZM100 101H98V100ZM101 99V100H100ZM106 101H104V100ZM205 99V100H203ZM61 100V102H60ZM70 100V101H69ZM87 100H89L88 102L90 104H88ZM91 100H92V104H91ZM194 100V101H193ZM66 101V102H65ZM94 101V102H93ZM104 101V103H103ZM189 101V102H188ZM193 101V103H192ZM208 103H207V102ZM36 102L37 100H35V104L36 105ZM193 104L191 105L190 104ZM197 102V105L195 104ZM65 103V104H64ZM69 103V104H68ZM71 103V105H70ZM94 103V104H93ZM198 103L200 105H202V107L200 105H198ZM207 103V104H205ZM67 104V105H66ZM98 104V105H97ZM104 104V106H103ZM22 106H20L18 108V111L21 112L23 111V113L25 114V117L29 119H31V121H36L37 119V113L39 112V108L38 107H35V109H31L30 105L28 104H21ZM64 105V106H63ZM70 105V107H68ZM102 105V106H101ZM104 108L103 110L100 108ZM190 106V108H189ZM192 106V107H191ZM197 108H201V110L197 109ZM211 106H214V107H211ZM63 107V108H62ZM106 107V108H105ZM177 107V108H176ZM183 108L184 109H187L185 110V112H182L183 110L180 109V108ZM218 107V108H217ZM21 108V110H20ZM180 111H179V109ZM195 108V110H193ZM203 108V109H202ZM209 108H211L209 110ZM216 108V109H215ZM30 109V110H29ZM65 109V111H64ZM69 109H73V110H69ZM177 109L179 112H177ZM194 111V113L191 111ZM106 110V111H104ZM108 110V111H107ZM182 110V111H181ZM88 113H87V112ZM91 111V112H90ZM104 112L103 114L101 112ZM186 111L188 112L187 114ZM219 111V109H218ZM28 112V113H27ZM64 112V113H63ZM66 112V113H65ZM77 112V113H76ZM180 112H182L183 114H185L184 116H187V115H191L189 117V119L187 117H184L182 115V118L181 117V114ZM217 112V113H216ZM36 113V114H35ZM204 114V112H201ZM27 114V115H26ZM60 114V115H62ZM78 114V115H77ZM89 116H87V115ZM102 114V115H101ZM108 114V116H107ZM177 114V115H176ZM31 115V116H30ZM76 115L78 117H76ZM149 115V116H148ZM180 115V116H179ZM33 116V117H32ZM101 116V117H100ZM152 116V117H151ZM193 116V117H192ZM204 116V115H203ZM33 119H32V118ZM141 117V118H140ZM144 117V118H143ZM146 117V119H145ZM155 117L157 119H155ZM90 118V119H89ZM99 118V119H98ZM111 119V120H106V119ZM161 118V119H160ZM179 119V121L176 120ZM88 119V120H87ZM92 119V120H91ZM144 119V120H143ZM148 119V120H147ZM152 119V120H151ZM154 119V120H153ZM90 120V121H89ZM106 120V121H105ZM135 120H138L137 122ZM156 120V121H155ZM158 120V121H157ZM165 120V121H164ZM67 121V120H66ZM65 121V123H66ZM70 121V119H69ZM69 121L67 123H69ZM85 121V122H84ZM95 121V123L93 122ZM97 121V122H96ZM102 121V123H101ZM140 121V122H139ZM148 121V122H147ZM93 122V123H92ZM151 122V123H150ZM155 124H154V123ZM167 122V123H166ZM82 123V125H81ZM98 123V125H97ZM104 123V124H103ZM79 124V126H78ZM87 124V125H86ZM93 124V125H92ZM137 124L139 126H137ZM165 124V125H164ZM207 124V125H206ZM206 124H205V129L208 130L209 127H211V120L210 119H207L206 120ZM95 125V126H94ZM116 125V126H114ZM162 125V126H161ZM176 125V126H175ZM210 125V126H209ZM91 126V127H90ZM185 128H186V125L184 124ZM113 129H111V128ZM136 127V128H135ZM162 127V128H161ZM169 127V128H168ZM182 127V126H180ZM83 128V129H82ZM184 128V127H183ZM208 128V129H207ZM104 129V130H103ZM124 129V130H123ZM167 129V130H166ZM172 129V130H171ZM80 130H78L80 132ZM110 130V131H109ZM130 130V131H129ZM124 131V132H123ZM163 131L161 130L160 132L163 133ZM187 135L186 133V130L185 132L183 131V139L185 138V136ZM188 136V135H187ZM186 136V137H187ZM83 138V137H82ZM119 139V140H118ZM143 142H140L141 144H139V149L141 151H147L149 149L148 145L144 142V140H142ZM80 143L81 145L83 144V139H80ZM113 145V146H112ZM115 146V147H114ZM141 146V147H140ZM80 148V146H78ZM77 148V150H81V148L79 149ZM113 150V152H112ZM117 150V151H116ZM119 150V151H118ZM111 151V152H110ZM115 152L117 154H115ZM111 154V155H110ZM114 154V155H113ZM152 153H149L148 154V157L144 159L145 162H150L152 161V156L154 157V155ZM110 155V158L108 157ZM120 155V156H119ZM123 155H124V158H123ZM122 156L123 160L120 159ZM114 157V159H113ZM120 157V158H119ZM126 157V158H125ZM144 158V157H143ZM94 159V160H93ZM118 159V160H117ZM125 159V160H124ZM114 160V161H113ZM116 160V161H115ZM120 160V161H119ZM119 161V162H118ZM122 161V163H120ZM127 162V163H125ZM95 163V164H94ZM120 163V164H118ZM130 163V164H128ZM90 164V165H89ZM116 164V165H115ZM123 164L127 165L124 167ZM86 167H85V166ZM84 166V168H83ZM81 167V168H80ZM104 167V168H103ZM117 167V168H116ZM79 168V171H77V169ZM86 168V169H85ZM104 171H101V169ZM114 168V169H113ZM130 168V169H128ZM85 169V170H84ZM100 169V171L98 170ZM113 169V171H112ZM66 170V171H65ZM81 170V171H80ZM88 173H87V172ZM106 171V172H105ZM110 171V177H109V174L108 172ZM76 172V173H75ZM100 172V173H99ZM118 172V173H117ZM78 175V178L80 179H84L85 182L87 180V182H82V180H79L77 179V176L75 175ZM81 173V174H80ZM91 175V173H93V175H89L87 176V174ZM126 173V174H125ZM129 174V176H128ZM70 178H69V176ZM83 175V177H82ZM86 178H84L85 176ZM105 175V176H104ZM106 175H107V178H106ZM74 176V177H73ZM76 176V177H75ZM98 177V179L100 178V180H97L96 177ZM103 178H101V177ZM121 176V177H120ZM123 176V177H122ZM67 177V179H66ZM94 177V178H93ZM120 177V178H119ZM75 178V179H74ZM89 178H92L94 179V182L92 184V181L90 182V179L88 180ZM125 180H124V179ZM127 178V179H128ZM66 179V180H65ZM70 179V180H69ZM73 179L76 180L73 182ZM112 180L111 183L109 184L111 188H109V185H108V180ZM119 179V181H118ZM69 180V181H68ZM83 180V181H84ZM97 180V181H96ZM117 180L118 182H113ZM123 180V181H121ZM67 181V182H66ZM89 181V182H88ZM68 182L69 185H68ZM81 182V184H80ZM121 182V186L119 185ZM83 183V184H82ZM87 184V186L84 185ZM114 183H117L116 185ZM73 184V185H72ZM72 185V186H71ZM84 185V186H82ZM89 185V186H88ZM113 185V186H112ZM69 186V187H68ZM80 186V187H79ZM115 186V187H114ZM66 187V189H65ZM84 187H86L84 189ZM84 189L81 191V189ZM109 190H108V189ZM75 189H79L80 192H78L77 190ZM111 189V190H110ZM113 189V191H112ZM136 190V188H133L132 191L134 192ZM72 191V192H71ZM87 191V190H86ZM108 191V193H107ZM76 192V193H75ZM78 193V194H77ZM114 203V202H113ZM164 215V214H162ZM166 215V218L167 220L164 219L165 221V224H167L170 218V214L169 213H165ZM169 216V217H168ZM162 220H160V222H162ZM128 222L130 223V219L128 220ZM136 228V225L130 227V232L132 233L133 231L135 232V229ZM125 228H122L121 230L120 229H117V224H114L113 225V230L111 231V235L109 236V244L110 242L114 241L116 239L115 236H117L120 232V231H125L123 230ZM130 232H126L127 233H130ZM126 234H122L121 235V238H119L113 245H114V249L115 251H117L122 244H124L125 242L124 241H128L130 238V235H126ZM126 236H128L126 238ZM75 240L77 241V244L79 243H82V237H80L78 235H75ZM260 237V236H258ZM81 240H80V239ZM233 238V239H232ZM79 239V241H78ZM113 239V240H112ZM123 239V240H122ZM69 239L66 238L64 241V243H66ZM230 240L234 243V245L237 243L236 241L238 240V236H230ZM235 240V241H234ZM178 241H182L181 239H178ZM258 241V240H257ZM206 242H204L203 244H205ZM109 244L107 243L106 245H104L103 247H98V246H94L92 248V251H89V249L91 248V245H89L86 250L85 248L84 249H81V244L78 246V248H80V252L79 253H82L85 251V254H84V257L79 260V264H103V263H109V262H113L114 258H115V253L112 254L113 252L109 253L108 254V248H109ZM258 245L260 246H263V242L260 243V241L257 242ZM184 246V244H181ZM213 247V246H212ZM99 248V249H98ZM105 248V249H104ZM216 248H218V250L222 253V256L223 255H227L229 254L230 250H232L234 248L233 247H226L224 246L223 244H220V245H216ZM203 249L205 250H212L213 248L210 247V245L208 246V244L206 245H203ZM84 250V251H83ZM104 250V251H103ZM107 250V251H106ZM96 252V253H95ZM98 252H100L98 254ZM107 252V253H106ZM104 255H103V254ZM91 254V255H90ZM93 254V255H92ZM96 254V255H95ZM189 250H185L180 254L179 256V259L174 263V264H188L187 261L189 260ZM81 255V254H79ZM102 255V257H101ZM108 255V256H106ZM95 256V257H94ZM105 256V257H104ZM184 256V257H183ZM88 257V258H87ZM90 257V258H89ZM92 257V258H91ZM104 257V258H103ZM188 257V258H187ZM94 258V259H93ZM100 258V260H99ZM107 258V259H105ZM83 259V260H82ZM89 259V260H88ZM98 259V260H97ZM102 259V260H101ZM104 259V261H103ZM182 259V260H181ZM262 260L258 259V258H252V260H248V263L249 264H264V258L262 257L261 258ZM85 260V261H84ZM87 260V261H86ZM91 260H93V262H91ZM161 260H163V258L161 257ZM255 260H257L258 262H256ZM84 261V262H83ZM185 261V262H184ZM230 261L234 262L233 259H229V258H221V260H216L215 259H212V260H207L205 264H230ZM83 262V263H82ZM86 262V263H85ZM231 262V263H232ZM253 262V263H252ZM155 263V262H154Z\"/></svg>",
    "mask_w": 264,
    "mask_h": 264
}]
</instances>
